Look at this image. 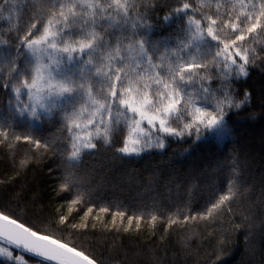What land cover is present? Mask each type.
<instances>
[{
	"label": "snow or ice",
	"instance_id": "snow-or-ice-1",
	"mask_svg": "<svg viewBox=\"0 0 264 264\" xmlns=\"http://www.w3.org/2000/svg\"><path fill=\"white\" fill-rule=\"evenodd\" d=\"M0 21L7 24L0 28V148L14 172L0 174L4 264H100L66 236L94 228L70 221L73 211L83 208L81 219L100 220L94 201L104 177L93 178L104 165L86 170V155L113 151L124 163L163 153L171 138L188 144L183 152L190 153L202 143L231 139L238 123L233 117L251 122L257 99L264 119V89L257 97L235 87L254 68L264 73V46H253L264 35V0H0ZM235 152L226 191L202 211L191 199L170 212L156 201L132 215L115 201L101 202L98 211L116 209L114 229L117 218L123 224L127 216L124 231L146 217L153 228L162 221L165 230L215 220L231 212L241 190ZM49 155L57 163L48 166V179L55 196L67 202L68 215L32 212L38 197H26L18 179ZM229 243L226 232L209 264H226Z\"/></svg>",
	"mask_w": 264,
	"mask_h": 264
},
{
	"label": "trees",
	"instance_id": "trees-1",
	"mask_svg": "<svg viewBox=\"0 0 264 264\" xmlns=\"http://www.w3.org/2000/svg\"><path fill=\"white\" fill-rule=\"evenodd\" d=\"M157 2L174 5L176 0ZM162 14L163 11L157 9L156 15ZM0 28H7V24L0 21ZM253 46L258 50L264 46V35L258 37ZM213 83L219 85L218 81ZM235 87H243L258 97L264 89V73L254 68L251 78L243 86L236 84ZM252 111L256 118L251 122L233 117L238 123L231 139L202 143L190 153L183 152L189 148L188 144L171 138L163 153L154 150L124 163L113 159V151H102L100 157L86 155V170L98 162L104 165L97 169L98 175L93 178V183H96L100 174L104 177L99 198L94 201L97 204L95 214L100 216V220L94 217H88L86 221L81 219L83 208L79 212L73 211L70 221L74 218L75 223H88L94 228L90 227L82 237L79 234L74 237L69 231L67 238L70 241L74 239L77 245L91 252L100 264H209V259H214L218 242L227 232L230 243L229 251L224 254L226 264H264V119L260 118L258 99L252 105ZM120 140L121 137L117 136V147ZM234 149L242 170L241 190L230 205L231 212H223L215 220L200 219L192 222L191 226L184 225L178 229L173 226V229L165 230L166 225L162 221L153 228L146 217L142 222L133 221V230L124 231L127 216L123 224L117 218L114 229L112 216L116 209L108 214L98 211L101 202L115 201L130 209L129 215H132L156 201L158 207L170 212L173 204L188 199L192 200L193 208L202 211L218 192L226 191ZM20 151L27 149L22 146ZM56 163L57 158L49 155L18 177L25 188L24 195L38 197L37 203L29 207L41 216H56L58 212L68 215L67 202L55 196L53 182L48 179L47 168L56 166ZM10 164L8 151L0 148V174L12 176L14 172ZM193 183L195 187H192ZM0 264H4L2 257Z\"/></svg>",
	"mask_w": 264,
	"mask_h": 264
}]
</instances>
